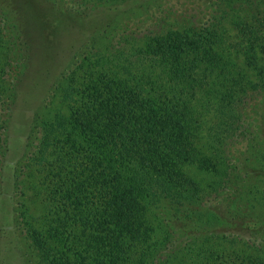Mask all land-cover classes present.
I'll return each mask as SVG.
<instances>
[{"label": "trees", "instance_id": "trees-1", "mask_svg": "<svg viewBox=\"0 0 264 264\" xmlns=\"http://www.w3.org/2000/svg\"><path fill=\"white\" fill-rule=\"evenodd\" d=\"M136 57L160 66L157 82L96 73L54 89L49 103L63 107L41 122L28 156L46 160L50 180L45 228L26 220L32 249L43 264H264L262 225L202 208L239 183L252 196L249 211L264 209V192L248 185L231 152L247 134L249 101L264 92V0H243L199 29L146 38ZM115 59L126 74L127 59ZM21 97H32L26 83ZM212 108L218 123L203 135ZM171 218L186 243L176 245Z\"/></svg>", "mask_w": 264, "mask_h": 264}, {"label": "rangeland", "instance_id": "rangeland-1", "mask_svg": "<svg viewBox=\"0 0 264 264\" xmlns=\"http://www.w3.org/2000/svg\"><path fill=\"white\" fill-rule=\"evenodd\" d=\"M241 5L243 0H0V264H43L27 237L26 220L35 229L45 228L51 213L50 180L46 160L32 162L28 156L35 151L41 122L63 107L59 99L57 108L49 103L54 89L80 85L96 73L157 82L160 66L140 64L136 57L146 38L199 29ZM116 54L127 59L126 74L121 72L125 61H117ZM44 69L48 71L41 73ZM25 83L32 96L29 102L21 97ZM255 96L245 111L247 134L231 152L234 162L244 167L245 180H252L248 185L264 192V92ZM217 123L212 108L201 117L202 134ZM186 170L202 186L209 181L195 167ZM245 186L237 183L212 195L202 208L225 213L233 221L252 218L248 225H262L260 241H264V209L249 211L246 202L252 196L243 190ZM165 209L170 208H161ZM169 224L179 232L173 218ZM185 236L181 232L175 236L177 246L186 243ZM220 248L228 249L225 240ZM232 248L248 250L240 244ZM185 263L191 264V258Z\"/></svg>", "mask_w": 264, "mask_h": 264}]
</instances>
